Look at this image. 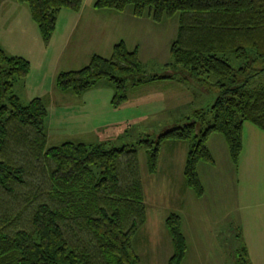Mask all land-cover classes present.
<instances>
[{
  "label": "trees",
  "instance_id": "obj_1",
  "mask_svg": "<svg viewBox=\"0 0 264 264\" xmlns=\"http://www.w3.org/2000/svg\"><path fill=\"white\" fill-rule=\"evenodd\" d=\"M24 4L44 42L51 37L62 9L78 12L81 0H14ZM131 6L135 18L154 23L177 15L171 41V64L185 75L139 77L132 85L156 80L191 81L215 91L216 98L183 125L154 138L105 146L102 142L65 141L47 147V111L40 98L25 104L12 93L16 80L29 72V62L0 47V264H140L133 250L145 223V204L138 148L149 174L156 170L165 141L187 142L183 179L197 197L203 188L199 163L213 164L207 140L222 136L230 163L237 165L244 122L264 133V86L249 87L264 74V0H95V9L121 12ZM137 50L114 44L109 57L93 54L86 65L60 71V92L81 95L104 79L113 89L110 106L125 102L126 83L138 74ZM119 138V137H118ZM115 139L116 142H127ZM172 254L167 264H180L187 245L178 215L164 220ZM232 264H249L243 245Z\"/></svg>",
  "mask_w": 264,
  "mask_h": 264
},
{
  "label": "rangeland",
  "instance_id": "obj_2",
  "mask_svg": "<svg viewBox=\"0 0 264 264\" xmlns=\"http://www.w3.org/2000/svg\"><path fill=\"white\" fill-rule=\"evenodd\" d=\"M124 11L122 14L127 16L131 6L125 7ZM144 24L143 21L141 27H138V35L134 36V39L131 37L133 41H137L141 70L128 78L125 102L118 108L110 106L113 89L104 79L97 82L96 89L88 91L96 96L88 98V92L84 95L85 103L82 97L59 91L66 93L62 98L58 96L62 99V104L54 106L57 108L54 110L59 112L54 113L49 109L51 115L45 118L47 147L57 146L65 141H99L107 147L120 146V143L136 142L139 137L146 135L154 138L169 127L183 125L194 111L205 109L214 101L215 91L191 81L181 83L163 79L141 83L138 86L132 85L139 77L157 75L178 79L185 75L180 66L171 64L169 54L170 43L176 35L177 15L160 23L150 21L148 25ZM130 44L127 45L128 49L132 47ZM64 66L60 61L59 69ZM71 67L77 70L82 66ZM20 80L14 82L12 93L25 104L34 96L21 91ZM257 85L264 86V74L255 75L250 79L249 87ZM141 113L147 117L145 122L135 124L129 119ZM49 118L53 122L52 126L47 124ZM97 134L101 140H96ZM117 134L118 139L127 142H116L113 137ZM168 144L167 141L161 144L159 167L151 174L146 171L143 149L137 150L145 198L146 223L143 229L149 236L148 246L136 250L133 246L140 264H167L172 247L164 228V220L171 213L178 215L187 244L186 255L180 264H231L236 256V249L242 245L240 235L237 236L239 231L236 228L234 212L239 205L235 197V167L230 163L225 151L217 146L214 166L207 163L197 165V175L203 188L202 196L197 197L187 188L182 177L181 167L187 151V142L175 143L177 147L172 151L167 150ZM261 154L264 155L263 150Z\"/></svg>",
  "mask_w": 264,
  "mask_h": 264
},
{
  "label": "crops",
  "instance_id": "obj_3",
  "mask_svg": "<svg viewBox=\"0 0 264 264\" xmlns=\"http://www.w3.org/2000/svg\"><path fill=\"white\" fill-rule=\"evenodd\" d=\"M94 1L81 0V7L76 13L67 9L60 10L56 16L55 29L49 40L44 42L31 20L26 5L18 4L14 0H0V47L7 55L19 56L29 62L28 74L19 81L22 83L21 91L25 94H32L33 98H40L46 107L47 116L51 115L49 114L51 110L54 113L59 112L54 110L57 109L54 106L61 105L63 101L60 98L66 94L60 93L55 88L54 78L57 73L75 70L71 69V66L83 67L93 54L104 58L109 57L112 46L120 41L124 43L127 50H137V41H133L131 37L134 39V36L138 35L137 29L141 27L143 21L144 25H148L151 21L147 17L135 18L131 11L130 15L127 14L126 16L122 14L124 10L117 12L95 9L93 7ZM129 43L132 45L129 47L130 49L127 47ZM60 61L61 64L65 65L62 69H59ZM97 84L87 88L77 97H82L84 102V95L90 89H96ZM90 93H87L88 98L96 96ZM135 116L137 117L129 118L135 124L147 120L143 113ZM47 122L48 125L52 126L53 122L50 118ZM119 123L120 126L121 123ZM125 126L130 127L129 125ZM118 137L119 134L113 138L115 140ZM96 140H101L98 134ZM167 142L169 143L167 150L172 151L177 147L175 143ZM217 146L228 155L222 136L215 133L211 134L207 140V148L213 159V166L216 163L215 149ZM262 150L264 153V133L250 123L244 122L241 132V152L237 165L234 166L237 187L235 197L239 203L234 212L236 214V228L239 231L237 236L240 235L242 245L245 248V258L249 264H264V155L261 154ZM160 152L161 146L159 156ZM158 162L156 170L159 167ZM144 224L134 237L133 246H135V250L149 244V236L145 234V229H143ZM183 236L185 238L184 234ZM221 257L224 260L223 255Z\"/></svg>",
  "mask_w": 264,
  "mask_h": 264
}]
</instances>
